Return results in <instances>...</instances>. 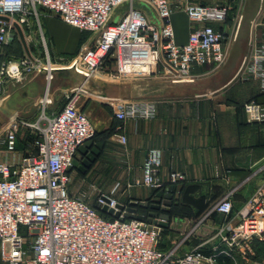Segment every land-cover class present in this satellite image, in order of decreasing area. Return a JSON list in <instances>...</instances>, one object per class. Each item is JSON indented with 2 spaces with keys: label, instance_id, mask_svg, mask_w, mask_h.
I'll return each instance as SVG.
<instances>
[{
  "label": "built area",
  "instance_id": "obj_1",
  "mask_svg": "<svg viewBox=\"0 0 264 264\" xmlns=\"http://www.w3.org/2000/svg\"><path fill=\"white\" fill-rule=\"evenodd\" d=\"M135 1L148 8L136 7ZM126 2L128 9L113 21L116 9ZM232 9L229 1L207 4L193 0H0V47L14 40L17 23L27 43L36 26L47 58L44 63L30 53L1 60L0 107L10 95L9 81L21 82L29 74L45 72L49 89L55 71L61 68L84 77L66 92L61 111L48 115L44 108L35 121L16 116L6 126V151L15 152L18 141L28 133L32 141L19 163L0 159V257L4 262L216 264V257L223 253L233 258L237 253L247 262L252 260L255 241H264V185L247 200L239 212L238 224L229 231L222 228L220 244L212 249L213 253L207 255L202 247H196L179 255L176 248L160 247L162 226L137 217L136 211L130 217L131 206L117 197L121 182H116L109 192L98 189L96 197L88 201L73 192L69 171L79 147L97 132L88 113L79 106L86 83L97 72L111 79L155 76L170 81H196L194 72L226 62L227 42L238 35L244 18L238 13L232 30L228 25ZM177 10L186 12L192 25L184 44L176 40L173 14ZM46 14L93 34L76 55L69 59L61 56L59 65L53 63L44 32ZM258 19L259 16L253 21L256 31ZM110 58L115 66L112 70L103 69ZM239 72L243 80L257 79L264 91V44L254 47ZM44 99L46 102L47 97ZM114 109L120 121L157 114L156 103L143 99L119 100ZM244 113L248 123L264 122V103L247 101ZM119 139L127 143L125 134H120ZM162 161V150L151 148L135 185L167 188L186 179L185 173L177 170L163 179ZM96 203L113 209V214L102 212L95 207ZM212 210L230 217L234 211L232 192L225 193ZM23 226L27 228L26 234L22 233Z\"/></svg>",
  "mask_w": 264,
  "mask_h": 264
},
{
  "label": "crops",
  "instance_id": "obj_2",
  "mask_svg": "<svg viewBox=\"0 0 264 264\" xmlns=\"http://www.w3.org/2000/svg\"><path fill=\"white\" fill-rule=\"evenodd\" d=\"M193 1L210 4L217 0ZM229 2L232 5L239 3L236 15L241 13L244 17L247 16L250 24L245 28L242 21L238 35L229 39L227 58L240 32L248 35V51L237 57L234 67L224 76L227 79L221 83V87H207L206 95L194 94L191 88L199 85L195 82L171 86L163 94L131 98L155 102L157 114L152 118L139 117L127 121H120L115 116V103L123 99L112 101L104 95L94 98L89 94H82L79 102L80 108L88 113L97 130L94 146L99 149L100 154L88 167L83 166V160L86 159L84 156L83 160L70 169L72 176L76 172L91 176L89 173L92 171L93 177L87 181L97 189L113 186L119 181L121 188L117 197L121 202L131 203L157 200L155 188L135 185L142 175L143 164L151 148L162 150L160 175L163 179L166 180L173 170L185 173L186 179L175 186V197L176 202L188 207L192 213L173 215L167 226L169 231L160 242L163 249L176 248L179 255L196 247L213 249L219 245L222 228L225 226V231H229L238 224L239 212L257 188L264 185V122L248 123L245 114H238L236 103L261 91L260 82L257 79L233 81L237 69H241L244 59L251 56L254 47L264 44V2L262 0L260 7L251 14L243 10L245 0ZM150 13L152 19L158 22L154 14L151 11ZM235 16L228 21L232 30ZM257 16L260 24L256 31L253 21ZM173 24L177 42L186 43L192 29L186 12L175 11ZM43 25L54 58L62 56L69 59L76 55L74 52L81 41L82 30L51 14L43 17ZM90 34L85 39V44L90 42L93 36L91 32ZM230 40L234 42L230 44ZM21 45L23 52L26 51L23 42ZM7 56L13 55L6 54L1 60ZM20 56L22 54L18 55ZM200 71L201 76L207 73L205 69ZM54 78L56 81L53 83L52 80L49 89L44 72L29 74L21 82L7 83L10 93L7 101L12 113L7 116L0 112L1 160L17 164L31 148L30 144L19 140L15 152L6 151L4 133L11 118L19 116L35 121L44 108L48 115L61 111L66 103V92L80 80L79 75L68 71L55 72ZM146 78L145 81L123 83L102 74L100 78L92 79L91 83L100 93L121 95L127 94L135 83L170 81L163 77ZM110 130L114 132L106 135ZM120 134L127 136L126 144L120 142ZM72 188L74 192V184ZM227 192H232L234 205L230 217L212 210L215 203ZM0 264L8 263L0 258Z\"/></svg>",
  "mask_w": 264,
  "mask_h": 264
},
{
  "label": "rangeland",
  "instance_id": "obj_3",
  "mask_svg": "<svg viewBox=\"0 0 264 264\" xmlns=\"http://www.w3.org/2000/svg\"><path fill=\"white\" fill-rule=\"evenodd\" d=\"M223 1H229V0H217L216 2H223ZM262 0H245L244 2V11L245 13H253L255 12L256 8L257 7H260V4H261ZM135 6L136 7H146L148 8V6H146L145 4H142L138 1H135ZM129 7V3L126 2L124 4H122L119 8L116 9L115 11V14H114V19H119V17L128 9ZM232 12L230 13V16H229V19L231 20V18L233 16L236 15V12H237V5L233 3V9L231 10ZM249 18L244 17L243 19V26L245 25V28L248 27V25L250 24L249 22ZM247 31V30H246ZM15 38L12 42H14L15 40L16 41H19L20 44L22 42V40L20 39V35L18 33V31H15ZM29 33V32H27ZM32 38L30 40L29 45H27V49L26 51L23 52V47L21 45V49H22V56H26L30 53H32L34 56H37L39 58H41V60L46 63V53H45V50H44V46L41 42V39L39 37V33H38V30L36 28V26L34 27L33 29V33H32ZM82 38H81V41L78 45V48L76 49V51L74 53H78L86 44L84 43L85 39L87 40L91 34L90 32L88 31H83L82 30ZM248 35L246 33H241L239 34L238 38L236 39L235 41V46H233V48L231 49L230 51V54H229V57L226 59V62L222 65H218V66H214V67H209V68H205V70H207V73L205 75L202 74L201 76V73L202 71L200 70H203V69H200L198 70L197 72H194L195 73V77H197V80L195 82L199 83V85H197L198 87H192L191 90L193 89V93L194 94H204L206 95L207 93V87H214V88H218V87H221V83H224L226 81V75L229 74V71L234 67V64H235V60L237 59V57L242 53V54H246L248 51V45L246 46V41L248 40L246 37ZM247 39V40H246ZM11 42V43H12ZM234 42L232 40H230V44ZM10 43V44H11ZM9 45V44H8ZM228 45V44H227ZM5 50V46H2L0 47V62H1V54L3 55V52ZM49 50H50V53H51V56H52V52H51V49H50V46H49ZM29 52V53H28ZM16 53V52H15ZM11 55L13 56H7V60L9 61L10 57L12 58H16L15 57L16 55L14 54V51L11 53ZM52 59H53V63L56 64V65H59V63H61L59 60V58H54L52 56ZM115 66V62H114V59L113 58H110L109 60H107L104 64H103V69H109V70H112L113 67ZM83 71H86L85 68L82 69ZM239 69H237V72L235 73L234 77L235 79L233 80L234 82H242L244 81L242 79V74L241 72L238 71ZM199 75V76H198ZM100 76H102V73L101 72H97L95 74V77H98L100 78ZM199 77V78H198ZM84 77L83 76H79V79H83ZM78 79V80H79ZM145 79H147L146 77H140V76H122V77H119V78H113L112 80L116 81V82H135V81H145ZM77 80V79H76ZM56 81V78L53 79V83ZM16 82V81H14ZM205 83V84H203ZM67 84V83H66ZM72 84V83H71ZM77 84V83H76ZM69 85V84H68ZM75 86V85H74ZM83 94H89L91 96H93L94 98H99L100 97V93L98 91L97 88H95V86L92 85L91 81L87 82L86 85H85V88L83 90ZM219 94V93H217ZM19 117V116H17ZM20 118V117H19ZM89 175L91 176H87V175H83L81 172H76V174H74L72 176V184H74V193L76 195H81V196H85L87 198L88 201H92L97 193H98V189L97 188H94V186L88 182V178H92L93 177V174H92V171L89 173ZM112 186L110 187H107V188H99L101 190V192H109L111 190ZM120 191V190H119ZM119 191L117 192V194L119 193ZM22 233L26 234L27 233V228L23 226L22 228ZM166 234L162 235V237H165ZM1 258V257H0ZM254 264L255 261L251 260L249 262H247L246 260H239V264ZM262 264H264V261L262 262Z\"/></svg>",
  "mask_w": 264,
  "mask_h": 264
},
{
  "label": "water",
  "instance_id": "obj_4",
  "mask_svg": "<svg viewBox=\"0 0 264 264\" xmlns=\"http://www.w3.org/2000/svg\"><path fill=\"white\" fill-rule=\"evenodd\" d=\"M8 19L7 17H5ZM118 19H113V21H117ZM17 29L19 31V34L21 36L22 42L27 48V42L24 35V32L21 28V26L17 23L16 24ZM95 40V38H94ZM92 40L91 43L94 42ZM73 72L70 69H57L55 72ZM45 73V72H44ZM74 73V72H73ZM195 81H169V82H144V83H135L127 92V94H121V95H111L106 92H102L101 94L104 95L107 98H113V99H131V98H142V97H149L153 95L163 94L168 89H170L171 86H180L182 84H194ZM0 112H3L7 116H10L12 111L9 108V102L5 101L4 104L0 107ZM100 154L99 149L94 146V139L89 140L85 142L83 145H81L78 149V154L76 155L73 164L69 167L70 169L79 163L80 160H83V157L85 156L86 159L83 160V166L88 167L90 166L95 160L96 157ZM175 185H170L166 189H162L157 193V200L150 201H133L131 202V211L130 217H134V213L136 211L135 207L138 203L142 206L150 207L153 211L150 214L149 221L153 222L155 224H159L162 227L169 226V222L172 219V216L170 215V207L173 202L174 198V192H175ZM95 207L101 210L102 212L113 214V209L108 210L107 206H102L101 203H96ZM120 207H122L120 205ZM118 216V214H116Z\"/></svg>",
  "mask_w": 264,
  "mask_h": 264
},
{
  "label": "trees",
  "instance_id": "obj_5",
  "mask_svg": "<svg viewBox=\"0 0 264 264\" xmlns=\"http://www.w3.org/2000/svg\"><path fill=\"white\" fill-rule=\"evenodd\" d=\"M13 51H14V54L16 56L22 54L21 44L19 41L15 40L11 44L5 45V50L3 52L2 57L6 56V54L10 55ZM250 100H256L258 102L264 103V91L261 90L257 94L249 97L246 100H240V101L236 102L237 103V111L239 112L238 114H245L244 113V104H245V102L250 101ZM245 120H246V116H245ZM113 130L108 131L106 133V135L112 134L114 132ZM97 136H98V133L96 132V135L93 139L95 140L97 138ZM20 140L23 141L24 143L30 144V142L32 141V136L28 133V134H26V136L24 138H22ZM177 183H171L170 185L176 186ZM162 189H166V188H155V191H156V193H158ZM128 204L130 206H132L131 203L128 202ZM181 205H182L181 203L176 202V197H175V192H174V198H173V202H172V205L170 207V212H169L170 215L173 216V215H176L177 213H182V212L188 213V214L192 213V211L188 207H185V206L183 207ZM134 207L136 209V214H137L136 216L137 217L145 219V220L149 219L150 214L152 212V209L150 207L142 206L139 203ZM168 231H169L168 227H163L162 235L166 234ZM160 247H161V244H160ZM254 249H255V255L252 256V260L255 262L262 263L264 261V241L256 240L254 243ZM203 251L207 255L213 253L212 249H203ZM241 259L243 260V258L237 253H236L235 258L223 253V254H219L216 257V264H239V260H241Z\"/></svg>",
  "mask_w": 264,
  "mask_h": 264
},
{
  "label": "bare ground",
  "instance_id": "obj_6",
  "mask_svg": "<svg viewBox=\"0 0 264 264\" xmlns=\"http://www.w3.org/2000/svg\"><path fill=\"white\" fill-rule=\"evenodd\" d=\"M71 70V69H70ZM73 71V70H72ZM74 73L76 74V72L74 71Z\"/></svg>",
  "mask_w": 264,
  "mask_h": 264
}]
</instances>
